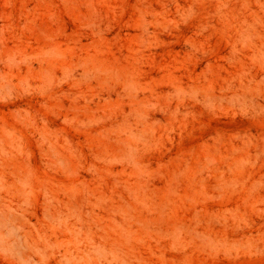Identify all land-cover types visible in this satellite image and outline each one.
I'll use <instances>...</instances> for the list:
<instances>
[{
    "label": "rangeland",
    "instance_id": "1",
    "mask_svg": "<svg viewBox=\"0 0 264 264\" xmlns=\"http://www.w3.org/2000/svg\"><path fill=\"white\" fill-rule=\"evenodd\" d=\"M0 220V264H264V0H0Z\"/></svg>",
    "mask_w": 264,
    "mask_h": 264
},
{
    "label": "bare ground",
    "instance_id": "2",
    "mask_svg": "<svg viewBox=\"0 0 264 264\" xmlns=\"http://www.w3.org/2000/svg\"><path fill=\"white\" fill-rule=\"evenodd\" d=\"M12 218H14V217H12ZM9 220H10V219H9ZM15 220H16V218H15ZM2 221H3V220H2ZM2 221L0 220V222H2ZM9 222H10V223H9V226H10V227H8V228H10L11 230H10V229H8V230H10L11 233L13 232V234L15 235L14 228H16L17 225H16L14 222H12L11 220H10ZM0 225H2V227H3V222L0 223ZM19 227H20V226H19ZM15 230H16V229H15ZM17 230H18V228H17ZM0 233H1V234H4V232H3L2 229H1ZM16 233H17V232H16ZM19 235H20V233H19ZM16 236H17V234H16ZM16 236H15V237H16ZM107 236H108V235H107ZM110 237H111V235H110ZM10 240H11V239H10ZM117 248H120V247H117ZM115 249H116V248H115ZM120 249H121V248H120ZM116 250H117V249H116ZM118 253H120V252H118ZM121 253H123V252H121ZM124 253H125V252H124ZM124 253H123V254H124ZM123 254H122V255H123ZM116 255H117V253H116ZM120 255H121V254H120ZM120 255H118L117 258L120 257ZM123 256H124V255H123ZM124 258H125V257H123V258H121V259L123 260ZM119 259H120V258H119Z\"/></svg>",
    "mask_w": 264,
    "mask_h": 264
}]
</instances>
